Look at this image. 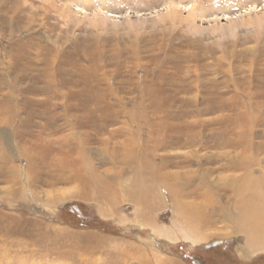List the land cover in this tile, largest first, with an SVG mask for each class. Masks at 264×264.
Masks as SVG:
<instances>
[{"label": "rangeland", "instance_id": "rangeland-1", "mask_svg": "<svg viewBox=\"0 0 264 264\" xmlns=\"http://www.w3.org/2000/svg\"><path fill=\"white\" fill-rule=\"evenodd\" d=\"M263 101L264 0H0V264H264L219 211ZM167 185L216 199L201 238Z\"/></svg>", "mask_w": 264, "mask_h": 264}, {"label": "bare ground", "instance_id": "bare-ground-1", "mask_svg": "<svg viewBox=\"0 0 264 264\" xmlns=\"http://www.w3.org/2000/svg\"><path fill=\"white\" fill-rule=\"evenodd\" d=\"M251 100H253V99H251ZM246 104H248V103H246ZM242 161H244V159ZM86 163H88L87 160H86ZM146 164H147V161L144 162V169H143L144 171H141L139 173V176L135 179V182H134L135 187L136 186H143L144 190L140 191L138 193H131L133 195V198H135V200H137L139 202H145V198L150 197V195L147 196L148 190L152 192V191H154V187L156 186V183L151 184V182L149 183L147 181V179L144 178V172L146 170L150 169L149 167L146 166ZM149 165H150V162H149ZM86 168H88V170H90L91 169L90 164ZM151 169L153 170L154 174H159V172H157L158 170H155L154 168H151ZM164 173H166V172H164ZM159 175H161V174H159ZM90 178H91L92 182L97 187H99L100 189H106L107 188L104 181L98 177L92 176V173H91ZM248 178H247V181L249 180ZM256 181L258 183V180H256ZM169 183H171V182H169ZM158 184H161L163 186L162 183H158ZM193 185L196 186L195 187L196 189L199 188L197 186V184L196 185L193 184ZM203 185L204 184H200L201 189H202ZM190 186H192V184H189V187ZM145 188H146V190H145ZM223 189L226 193L231 194V195L227 194L228 197L234 196V198L236 200L235 208L238 210V213H236L235 215L229 214L227 211V208L224 206H221L219 211L221 212L222 216H224L225 218L231 217L233 219V222H235V224L237 225V230L244 235V237L246 239L247 248L245 247V249H244L245 254H243V255L244 256L250 255L253 252L264 250V184H229V186L222 188V190ZM184 191H185V189H183V191H182V189H180L179 187L167 185L166 193L162 191V193L159 194V199H161V201L162 200L167 201V199L174 200V203L176 204V208L178 207L180 214L183 215L182 217H184V219L186 218V220H189L188 224H189L190 232L192 231L194 234V235L193 234L192 235L193 236L197 235L198 238H201L203 236L202 234H203V228H204V226L202 224H203L204 218H205V212L202 211L205 209V207H203V206H204V204L207 205L211 202L213 203V201L214 200L216 201V199H212L211 197H209L210 194L208 195L209 190L207 187V189L204 191V193L201 194L200 202L193 201V203H191L190 205H187L186 202L184 201V197L182 195V193ZM196 191H198V190H196ZM191 194H193V192ZM205 194H207V195H205ZM219 194H220V191H218L217 196H219ZM148 201L149 200H147V202ZM198 207H199V209H198ZM185 230H187V229H185ZM162 231H164V229L159 230L160 233H163ZM190 232L188 235H190Z\"/></svg>", "mask_w": 264, "mask_h": 264}]
</instances>
